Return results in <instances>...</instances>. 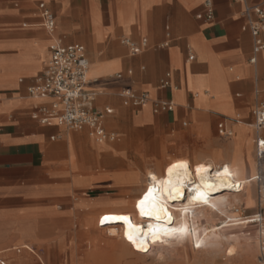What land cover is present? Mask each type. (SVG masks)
I'll use <instances>...</instances> for the list:
<instances>
[{
  "label": "crops",
  "instance_id": "crops-1",
  "mask_svg": "<svg viewBox=\"0 0 264 264\" xmlns=\"http://www.w3.org/2000/svg\"><path fill=\"white\" fill-rule=\"evenodd\" d=\"M243 1L0 0V224L22 215V206L31 207L30 214L57 210H43L41 202L82 190L74 178L86 181L103 165L98 157L110 151L97 149L87 129L72 133L32 118L49 100L31 97L28 89L44 71L50 47L57 42L84 48L89 63L84 92L94 95L91 108L111 110L103 127L116 136L111 143L118 142L117 149L144 136L153 145H191L207 156L228 157L239 142L244 156L247 140L255 144L264 139V130L247 126L254 123V107L264 100V51L249 63L253 40L248 21L254 15L245 13L246 7L264 8V0ZM40 4L54 18L52 33L44 28ZM126 41L141 51L132 54ZM166 74L170 76L165 88L161 81ZM125 91L146 94V103L125 106ZM157 101L171 102L172 111L153 112ZM220 123L231 131L230 137L219 136ZM70 152L85 171L71 170ZM256 169V176L264 179V158L259 161L257 155ZM7 207L15 211L8 213ZM13 234L5 226L0 246L13 244ZM262 235L258 251L264 259ZM52 241L50 236L47 245ZM13 250L0 248V254L8 252V264L13 253L18 255Z\"/></svg>",
  "mask_w": 264,
  "mask_h": 264
},
{
  "label": "rangeland",
  "instance_id": "rangeland-1",
  "mask_svg": "<svg viewBox=\"0 0 264 264\" xmlns=\"http://www.w3.org/2000/svg\"><path fill=\"white\" fill-rule=\"evenodd\" d=\"M239 123L242 122L239 121ZM250 124L247 126L254 131L253 121ZM67 131L74 132V130ZM90 140L96 145V148L100 149H104L109 145L115 148L119 145L118 142L99 145L92 139ZM151 140L150 137H134L123 144L121 148H115L114 150L111 148L107 154L105 152L100 155L98 159L102 158L104 161L103 165L95 168L99 171L90 174L86 181L82 176L74 178V182L76 185L81 186L82 190L79 188L74 189L60 200L41 202L42 207H46L43 210L56 208L57 210L30 214L32 212L31 207L22 206L18 208L19 213L22 215L11 217L10 220L5 218L3 224H0V231L3 232L5 226L10 227L14 232L13 244L7 243L0 246V248L10 247L24 250L19 255L13 253V260L9 264H40L37 259L27 254L26 249H35L43 264H259L258 237L263 234L264 238V227L255 224L257 222L255 219L257 215L255 214L259 213L260 203L263 208L262 215L264 216V190L262 189L264 179L261 181L263 184H257L253 181V203L247 204L245 199L242 203L235 201L229 212L230 218L216 216L210 224L221 232L235 235V238H233L235 245L232 242L228 244L233 245L235 249L232 257L227 258L224 256V251L227 248V245L224 244L219 251L203 247L199 250L191 251L189 249V251L180 254L164 253L160 256H156V254H129L122 258L117 253H111L103 243L102 245L97 244L92 239L98 233L107 237V232L100 233L98 230H87L86 220H90V217L91 219L95 218L102 210L117 209L123 203V198L113 189L114 177L127 174L132 170H143L145 163L155 159L181 157L194 161H206L207 154L202 151L198 153L195 151V147L191 145L178 146L163 143L153 145L150 143ZM252 143L251 140H247L244 143L245 145L243 144L245 154H248L247 163L249 166L253 160L256 163V147ZM240 148L241 144L239 142L235 143L232 149L233 156L229 158V162H237L238 157L241 155ZM197 155L200 158H197ZM73 159L76 158L70 152L69 164L71 170L85 171V167L79 165L77 160L72 162ZM108 159H115V163H106ZM148 170L149 167H145V171ZM26 205L30 206L32 204ZM6 209L8 213L15 211L9 207ZM237 209L240 211L239 213H235ZM234 218L240 220L231 221ZM243 221V224L236 225ZM210 225L207 224L206 227ZM50 236L53 241L50 245H47ZM112 239L114 240V238Z\"/></svg>",
  "mask_w": 264,
  "mask_h": 264
},
{
  "label": "bare ground",
  "instance_id": "bare-ground-1",
  "mask_svg": "<svg viewBox=\"0 0 264 264\" xmlns=\"http://www.w3.org/2000/svg\"><path fill=\"white\" fill-rule=\"evenodd\" d=\"M108 148L112 146L104 147ZM231 156L232 152L228 157L208 155L206 161L181 157L155 159L145 163L148 171L144 167L114 177L113 189L123 198L121 207L105 209L95 218L90 217L86 220L87 230L106 231L107 237L98 233L92 239L122 258L129 254H180L203 247L219 251L224 244L227 245L224 256L232 257L235 235L210 224L216 216L230 218L235 201L242 203L245 199L247 204L253 203L257 169L254 160L248 165V154L240 155L236 163L229 162ZM106 161L115 163V159ZM255 219L258 221V215ZM236 220L240 219L231 221ZM207 224L210 226L206 227ZM229 242L233 245H228Z\"/></svg>",
  "mask_w": 264,
  "mask_h": 264
},
{
  "label": "built area",
  "instance_id": "built-area-1",
  "mask_svg": "<svg viewBox=\"0 0 264 264\" xmlns=\"http://www.w3.org/2000/svg\"><path fill=\"white\" fill-rule=\"evenodd\" d=\"M243 3V0H237ZM39 10L43 20L44 28L52 33L54 31V18L44 4L39 5ZM246 14H253L254 19L248 21V30L252 36L253 47L252 57L249 63H255V56L264 51V8L260 6L246 7ZM211 18V13L207 15V19ZM125 44L130 48L132 54H138L141 50L130 42ZM143 42L142 45H144ZM192 57L189 56L188 60ZM89 63L86 58L85 50L80 45L64 46L59 42L50 47V57L44 71L36 78L34 86L28 89L31 97L36 99H45L49 102L38 107L32 114V118L39 124L50 125L55 123L58 126L69 130L87 129L88 136L95 143H111L114 142L116 136L106 132L103 127L105 116L111 113V110L103 111L94 110L89 106L93 101L94 95L84 92V86L87 82V72ZM169 76L166 74L165 79L161 81L162 87H169ZM124 105L141 106L146 103V94L139 96L129 91L123 93ZM173 109L171 102L157 101L153 104V112H170ZM255 131L264 130V100L258 102L252 112ZM218 134L221 137L228 138L231 131L226 129L223 123L218 124ZM256 155L259 161L264 158V139H257L255 142ZM262 180L261 176L257 177V181ZM264 190V185L262 186ZM262 207L259 203L258 221L256 222L264 227V221L261 220ZM16 254H20L21 249L13 250ZM29 255L38 259L43 264L35 249L25 250ZM261 251L264 252V242L261 243ZM8 252L0 254V264H8V258L5 256ZM259 264H264V259L259 258Z\"/></svg>",
  "mask_w": 264,
  "mask_h": 264
},
{
  "label": "snow or ice",
  "instance_id": "snow-or-ice-1",
  "mask_svg": "<svg viewBox=\"0 0 264 264\" xmlns=\"http://www.w3.org/2000/svg\"><path fill=\"white\" fill-rule=\"evenodd\" d=\"M131 239V238H130Z\"/></svg>",
  "mask_w": 264,
  "mask_h": 264
}]
</instances>
